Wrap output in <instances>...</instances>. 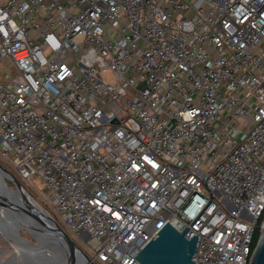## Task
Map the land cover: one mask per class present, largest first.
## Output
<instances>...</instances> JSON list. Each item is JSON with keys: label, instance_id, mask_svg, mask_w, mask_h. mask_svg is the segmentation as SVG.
I'll list each match as a JSON object with an SVG mask.
<instances>
[{"label": "built area", "instance_id": "obj_1", "mask_svg": "<svg viewBox=\"0 0 264 264\" xmlns=\"http://www.w3.org/2000/svg\"><path fill=\"white\" fill-rule=\"evenodd\" d=\"M0 161L96 264L166 223L194 264H251L264 0H0Z\"/></svg>", "mask_w": 264, "mask_h": 264}, {"label": "water", "instance_id": "obj_2", "mask_svg": "<svg viewBox=\"0 0 264 264\" xmlns=\"http://www.w3.org/2000/svg\"><path fill=\"white\" fill-rule=\"evenodd\" d=\"M0 179L6 186V189H0V220L1 217L4 223L9 220L34 240L29 241L18 233L22 241L32 244L38 253H46L51 264H96L1 164ZM28 226L30 229H27ZM187 231L188 228L178 231L166 223L134 258L139 264H194L192 256L198 237L194 234L186 238ZM7 235L14 236L11 230L0 222V239L12 249L13 243L6 240ZM251 264H264V234L256 245Z\"/></svg>", "mask_w": 264, "mask_h": 264}, {"label": "rangeland", "instance_id": "obj_3", "mask_svg": "<svg viewBox=\"0 0 264 264\" xmlns=\"http://www.w3.org/2000/svg\"><path fill=\"white\" fill-rule=\"evenodd\" d=\"M3 71H5V69H2ZM6 72V71H5ZM9 74H11V72H9ZM243 132H245V129H243ZM240 134H237L236 135V139L237 140H240ZM0 164H2V162L0 161ZM7 169L11 172H12V169L11 168H8L7 166ZM9 183V182H8ZM23 186V188L25 189V191L33 198V200L43 209H46L43 205V202L40 200L41 198V190H42V181L38 178V177H32L29 179L28 184L26 183H23V182H20ZM16 231L25 239L29 240V241H33L34 240L28 235V233L24 230H20L16 227ZM77 244L79 245H82L84 243L87 242L86 239H82L81 237H77L76 241H75ZM0 249L4 250V249H7L8 252H5L2 256H1V263L2 264H31V263H24L23 260L21 261L19 259V256L14 252L12 251L11 247L6 244L5 242H3L1 239H0ZM81 249L83 250V248L81 247ZM84 251V250H83ZM21 256V255H20ZM23 259V257H21Z\"/></svg>", "mask_w": 264, "mask_h": 264}, {"label": "bare ground", "instance_id": "obj_4", "mask_svg": "<svg viewBox=\"0 0 264 264\" xmlns=\"http://www.w3.org/2000/svg\"><path fill=\"white\" fill-rule=\"evenodd\" d=\"M0 189H6V186L3 180L1 179H0ZM3 220H4L3 217H1L0 222L3 223L5 226H7L14 235V236L7 235V238L6 237L5 238L6 240H10V242L13 243L14 248H12V251H14L19 256V259L21 261L23 260L24 263L29 262L31 264H51V262L48 260V256H46L47 255L46 253H42V254L38 253L32 244L22 241L18 236V232L16 231V226L11 224L9 220L5 223L2 222ZM27 229H30V227L28 226ZM45 247H47V245H45ZM49 250H51V248ZM5 252H8V250L0 249V259ZM21 257H23V259ZM0 264H2L1 261Z\"/></svg>", "mask_w": 264, "mask_h": 264}, {"label": "trees", "instance_id": "obj_5", "mask_svg": "<svg viewBox=\"0 0 264 264\" xmlns=\"http://www.w3.org/2000/svg\"><path fill=\"white\" fill-rule=\"evenodd\" d=\"M12 174H13V173H12ZM13 175H14V174H13ZM7 184H8L9 186H11V184H10V183H8V182H7ZM263 214H264V211H263ZM256 237H257V235H256ZM256 237H255V238H256Z\"/></svg>", "mask_w": 264, "mask_h": 264}]
</instances>
